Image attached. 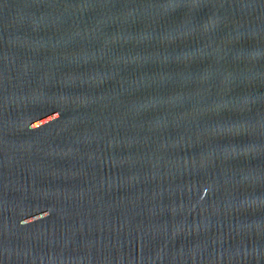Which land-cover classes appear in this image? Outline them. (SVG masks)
I'll use <instances>...</instances> for the list:
<instances>
[{
  "label": "water",
  "instance_id": "1",
  "mask_svg": "<svg viewBox=\"0 0 264 264\" xmlns=\"http://www.w3.org/2000/svg\"><path fill=\"white\" fill-rule=\"evenodd\" d=\"M0 264H264V0H0Z\"/></svg>",
  "mask_w": 264,
  "mask_h": 264
}]
</instances>
